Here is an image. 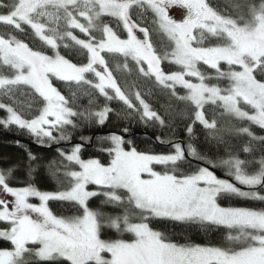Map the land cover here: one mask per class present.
Wrapping results in <instances>:
<instances>
[{
    "label": "snow or ice",
    "instance_id": "snow-or-ice-1",
    "mask_svg": "<svg viewBox=\"0 0 264 264\" xmlns=\"http://www.w3.org/2000/svg\"><path fill=\"white\" fill-rule=\"evenodd\" d=\"M113 113L167 130L155 140L169 150H138L125 127L96 137L107 163L84 159L74 134ZM0 125L41 147L71 144L46 164L27 152L29 176L46 167L61 190L17 186L16 170L0 169V264H264V136L252 131L264 130V0H0ZM243 137L242 149L232 143ZM233 197L261 206L222 204ZM192 229L220 242L194 243Z\"/></svg>",
    "mask_w": 264,
    "mask_h": 264
},
{
    "label": "trees",
    "instance_id": "trees-1",
    "mask_svg": "<svg viewBox=\"0 0 264 264\" xmlns=\"http://www.w3.org/2000/svg\"><path fill=\"white\" fill-rule=\"evenodd\" d=\"M2 2H7V0H2ZM211 2L214 5L217 3L223 5L226 3V0H211ZM161 39L166 40V38L163 37ZM47 51L49 54H52L50 49H47ZM61 54L68 55V53L63 48L61 49ZM69 58H72L74 62H77L79 60V58L75 56H71ZM116 63H122V61L116 59L111 60V64L113 68L115 67ZM165 67L168 70H178L175 65L166 64ZM203 68L206 70V66H203ZM57 84L59 85V82H57ZM59 86L63 87V85H59ZM65 94H67L66 88H65ZM152 102L155 108L161 109V106L166 105L168 103V100L166 96L159 95L152 97ZM82 103L86 104L87 101L84 100L82 101ZM110 106L114 107L117 111H119L121 108V105L117 102H113ZM186 122H190V121H186ZM177 123L180 129L184 127V123H181L179 120L177 121ZM125 127H129V132L127 134H124L125 138L132 140L134 146H136L138 150L153 151L157 153L167 152L169 150L165 145H162L156 142L155 140V137L157 135H160L162 139L170 138L167 133V130H161L159 128L154 129L152 127H146L143 124L135 123V122L129 124L128 121L118 119L114 113L110 115L109 120L103 126L91 125V126H85L82 129L77 130L76 133L74 134V139L71 142V144L77 142L84 143L85 147L82 150V157L84 159H88L90 157L96 156L99 157L102 160V162L107 163V161L110 158L107 156L106 153L99 151V149L102 146L96 141V137L107 135L108 133L111 132L123 134V129ZM252 131L257 136H264V130L259 129L257 126H252ZM103 132H106V134L100 135V133ZM82 136L85 137L93 136L92 141L90 143L88 141H81L80 137ZM196 136L198 138L197 144L198 146H200L202 151L210 152V154L216 153L215 147H210L205 142L204 131L202 129V126L196 127ZM181 138H186L183 133H181ZM16 141H20V143L17 144ZM23 141L25 143H22ZM232 143L235 144L238 148L242 149L247 144V137H243L241 139H233ZM61 144L65 145V146H61V148L70 151L71 145H68L70 143L62 142ZM45 148L46 147L43 148L35 144L33 139L26 132H21L17 130L15 127H12L11 130L5 129L2 125H0V169H7L9 167H13L16 170L14 172V179H13V183L15 185L18 186L24 182L31 181L37 187H39L40 190L43 191L61 190L60 185L57 183L56 179L52 177V175L50 174V172L47 170L46 167H40L34 170L31 176H29L28 174V160H27L28 151H31L33 154L39 157L45 158L42 161V163L44 164H46L49 160L57 157L56 149H45ZM257 159H259V155H257ZM33 168L35 169L36 166L33 165ZM157 170H162V169H160L158 166ZM216 171H218L221 175H223L224 178H227L225 176L224 170L216 169ZM94 187L95 186H90V188H94ZM101 199L103 198L102 197L93 198L90 201V207L93 208L100 207ZM32 202L37 203V200H33ZM221 202L225 206H241V207L261 206L259 202L245 201L242 198H235V197L231 199L222 200ZM49 206L53 210V212L58 215H71L74 214L75 211L69 205L63 204L58 201H51ZM103 210L110 213L112 212L110 206L104 207ZM153 227L161 231L176 232L178 236L183 232L181 226L172 225L169 223H156L153 224ZM184 234L187 237H190L192 242L204 243V244L219 243L222 236V233L220 232H216L214 234L211 233L204 234L197 232L194 229L188 230ZM109 236L111 238H116V233L114 231H109ZM125 238H127V236H125ZM0 246H7V245L0 243Z\"/></svg>",
    "mask_w": 264,
    "mask_h": 264
},
{
    "label": "water",
    "instance_id": "water-1",
    "mask_svg": "<svg viewBox=\"0 0 264 264\" xmlns=\"http://www.w3.org/2000/svg\"><path fill=\"white\" fill-rule=\"evenodd\" d=\"M101 134H106V132H103V133H100V135ZM93 137V136H92ZM22 143H25L24 141L22 142ZM72 144H74V143H72ZM68 145H71V144H68ZM61 146H65V145H62V144H60V145H55V146H52V148H50V149H56V147H61ZM44 148V147H43ZM45 149H49L48 147H46ZM216 171V170H215ZM216 173H217V175H219L220 177H223L218 171H216Z\"/></svg>",
    "mask_w": 264,
    "mask_h": 264
},
{
    "label": "rangeland",
    "instance_id": "rangeland-1",
    "mask_svg": "<svg viewBox=\"0 0 264 264\" xmlns=\"http://www.w3.org/2000/svg\"><path fill=\"white\" fill-rule=\"evenodd\" d=\"M174 15L176 16L177 19H182L183 18V13L182 10H177L174 12ZM71 149V148H70ZM38 203V201H37Z\"/></svg>",
    "mask_w": 264,
    "mask_h": 264
}]
</instances>
